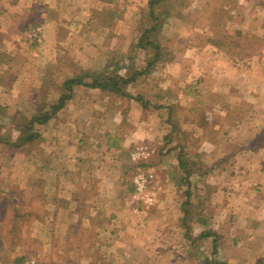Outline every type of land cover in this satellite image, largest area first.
Returning a JSON list of instances; mask_svg holds the SVG:
<instances>
[{
	"label": "crops",
	"instance_id": "obj_1",
	"mask_svg": "<svg viewBox=\"0 0 264 264\" xmlns=\"http://www.w3.org/2000/svg\"><path fill=\"white\" fill-rule=\"evenodd\" d=\"M191 1L227 20L209 11L222 1ZM152 2L0 0V264L32 254L38 264H264V0H231L226 43L214 28H183L179 52L200 57L154 83L148 61H135L139 41L152 12L160 40L176 12L175 0ZM34 29L41 41L28 38ZM113 68L135 77L121 91L92 85ZM75 77L37 138L6 137L14 116L48 110ZM140 166L151 175L143 194Z\"/></svg>",
	"mask_w": 264,
	"mask_h": 264
},
{
	"label": "rangeland",
	"instance_id": "obj_2",
	"mask_svg": "<svg viewBox=\"0 0 264 264\" xmlns=\"http://www.w3.org/2000/svg\"><path fill=\"white\" fill-rule=\"evenodd\" d=\"M220 1H222V4H220V5H218V4L216 5L214 2L209 4V11L215 12V13H210V14H213L214 16L216 15V16L226 17L225 19H227V20H225L224 22L222 20H216V21L210 20L208 17L209 13H206V11H208L207 10L208 6H207V9H204V10L199 12L197 10V9H199L197 1L195 2V1H191V0H175L174 10L176 13L174 15V19L167 23V25L165 26L166 27L165 31L163 32V34H161L162 35L161 41H162V47H163L162 57L158 60V63L152 67L151 74L148 73V77H149V79H153V83H154V79L156 77L164 76L167 72L172 77H181L182 76L181 64L185 63L187 56L189 54H192L193 58H195V59L197 57H200V53L197 51L185 52V53L179 52V47H181V44H182L181 42L183 41V39H185V37L183 39L181 38V34L183 33V28L188 27L187 29H189V28L191 30L193 29L196 33H198V30L201 31V29L203 30L205 27L206 28H214L213 29V31H215L214 33H217V37L215 39H217L218 41H221V43H226L229 40V36H228L229 27H227V26L229 25V19L228 18H229V15H231V13L229 14L228 12H224V11H230L231 10L230 9L231 0H220ZM255 1L256 0H253V2L251 4L254 5ZM258 1H260V0H258ZM237 5L241 6V4H239V3ZM180 15H182V16H180ZM182 17H183V19H182ZM185 17H186V20H185ZM176 34H178V36H176ZM243 40L246 41V38H243ZM199 41H201L200 37L195 36V37H193L192 43H197V42L199 43ZM228 52L226 53L227 57L229 56L230 58H232L234 60L233 62H240L242 64L245 62L243 59L244 57L243 58L238 57V61L236 59H234L235 56L245 55V52H242V53H241V51H238V52L236 51V53H234L232 51L231 52L228 51ZM224 53H225V51H224ZM150 55H151L150 50L145 49V50L140 51L139 53L136 54L135 61L137 62V64L141 63V61L147 62V61H149ZM167 62H169L168 67H167ZM130 66L133 67V64H131ZM113 71H115L114 68L112 69L111 72H113ZM134 71H135V68L134 69L131 68L130 71L127 72V75L130 76ZM153 77H155V78H153ZM175 79H178V78H175ZM175 90H176V88H175ZM175 90H173V91H175ZM1 113H2V111L0 110V114ZM0 119H1V116H0ZM13 121H14V123H16V129L12 132H6L5 135L9 139H13L17 142L18 137L21 136V134L23 135L22 129L24 128V125H25L27 119L25 116L16 115L13 117ZM0 126H1V120H0ZM35 129L37 132L39 131V128H35ZM135 147H137V145ZM133 151L134 150L132 149L131 155H132ZM138 164L140 165V163H138ZM140 169L143 170L142 166H140ZM132 179H133V177H132ZM7 186L13 190V194H14L13 204L15 206L22 204V202H25V201H23L24 197H22V195L20 193L16 192V190H15L16 186L14 184L13 185H7ZM134 187H135V185H134ZM135 190H136V188H135ZM31 202L36 206H38V204L40 203V201H38L37 198H35V199L31 198ZM17 215L18 214H14L13 217L10 218V212H8V213H6V215L3 218H4V220H5V218H7L8 221H10L12 219V220H14V222H16L19 218V217H17ZM14 230L16 231V229H14ZM86 234L88 235V233H86ZM89 239H92L91 236ZM34 248H35V245H34ZM27 258H34L38 261L37 257L33 254L27 255L24 258V260H26ZM24 260H23V262H24ZM213 261L210 260L208 258V256H206L205 264H223L220 259L216 260V261L213 260ZM81 264H83V263H81ZM84 264H87V263H84Z\"/></svg>",
	"mask_w": 264,
	"mask_h": 264
},
{
	"label": "trees",
	"instance_id": "obj_3",
	"mask_svg": "<svg viewBox=\"0 0 264 264\" xmlns=\"http://www.w3.org/2000/svg\"><path fill=\"white\" fill-rule=\"evenodd\" d=\"M161 1L162 3L165 2V0H155V3H151V7L155 8V6L161 3ZM157 7H164V4H159ZM151 15L153 16V19L151 20L149 25H146L143 35L141 36L139 41V46H141L143 49H148L151 52L146 68H143V71H146L147 73L151 72L152 67L158 63V60L162 57L163 54L162 42L159 39V31L163 24V20L160 16L161 13H159V15L155 13L157 17H155L153 12ZM118 70L119 69H115V71L111 73H108L109 71L107 73L105 72V78H96L94 84L92 85L121 91L123 85L126 84V82L134 79L135 76L133 75L130 78L124 77L123 75L116 72ZM81 82V79L76 77L67 80L64 83L65 93L60 97L59 101L55 104L50 105L48 110L39 112V114L32 116L28 121H26L24 128L22 129L23 135L21 134V136L18 137L17 142L14 141L13 144L18 146L37 138L38 132L36 131L35 126L44 124L48 122L53 116H55V114L66 104L67 100L70 98L73 86ZM0 140L3 139L0 137Z\"/></svg>",
	"mask_w": 264,
	"mask_h": 264
},
{
	"label": "built area",
	"instance_id": "obj_4",
	"mask_svg": "<svg viewBox=\"0 0 264 264\" xmlns=\"http://www.w3.org/2000/svg\"><path fill=\"white\" fill-rule=\"evenodd\" d=\"M27 36L30 40H34V39L36 41L42 40V35L39 29L32 30L31 33L27 34ZM237 63L241 64L240 62ZM146 152L147 150L145 147L141 145H137V147H135L132 153L133 160H135V162L137 163H140L142 158L146 156ZM133 182L137 193L143 194L151 183V175L146 174L139 168L138 170H136V173L133 176ZM23 264H38V261L34 258H27L26 260H24Z\"/></svg>",
	"mask_w": 264,
	"mask_h": 264
}]
</instances>
